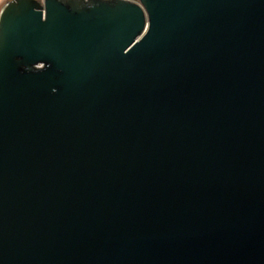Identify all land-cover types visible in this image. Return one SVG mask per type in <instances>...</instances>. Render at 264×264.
<instances>
[{"label": "water", "instance_id": "1", "mask_svg": "<svg viewBox=\"0 0 264 264\" xmlns=\"http://www.w3.org/2000/svg\"><path fill=\"white\" fill-rule=\"evenodd\" d=\"M0 264H264V0H0Z\"/></svg>", "mask_w": 264, "mask_h": 264}, {"label": "built area", "instance_id": "2", "mask_svg": "<svg viewBox=\"0 0 264 264\" xmlns=\"http://www.w3.org/2000/svg\"><path fill=\"white\" fill-rule=\"evenodd\" d=\"M136 1V0H135Z\"/></svg>", "mask_w": 264, "mask_h": 264}]
</instances>
